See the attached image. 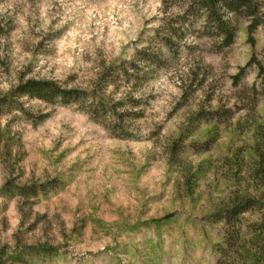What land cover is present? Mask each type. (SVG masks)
Segmentation results:
<instances>
[{
  "label": "rangeland",
  "instance_id": "rangeland-1",
  "mask_svg": "<svg viewBox=\"0 0 264 264\" xmlns=\"http://www.w3.org/2000/svg\"><path fill=\"white\" fill-rule=\"evenodd\" d=\"M255 2L226 15L225 47L194 0H0V97L30 79L93 92L130 68L103 92L124 113L112 125L27 97V113H0V264H264L249 230L264 224ZM246 198L230 249L215 214Z\"/></svg>",
  "mask_w": 264,
  "mask_h": 264
},
{
  "label": "trees",
  "instance_id": "trees-1",
  "mask_svg": "<svg viewBox=\"0 0 264 264\" xmlns=\"http://www.w3.org/2000/svg\"><path fill=\"white\" fill-rule=\"evenodd\" d=\"M194 4L200 11H204L207 14L208 22L213 26L216 33L224 39L223 45L225 47L233 43L235 34V26L232 25V21L227 19L226 15L230 13L234 16H254L258 11V5L255 0H194ZM133 67L137 68L135 65ZM127 69L130 68L125 67L124 63L116 67L106 68L101 78V83H104L103 88H96V91L93 92L67 89L54 80L30 79L21 81L10 92L0 97V113L13 109L27 113L24 103L21 101L22 97H27L48 103L56 101L64 104L70 102L80 103L83 104L87 113L94 120L103 119L105 122L109 120L110 123L114 121L116 116L124 117V113L117 114L116 105L110 104L103 96V92L111 85L112 80L110 79H114L113 75H116L115 77L121 73L129 75ZM100 112L102 113L99 114ZM130 116L139 117L136 114H130ZM44 118H46V115L42 116L41 119ZM110 125L112 124L110 123ZM255 205H257V202L254 198H246L234 206L215 214L217 220L225 222L224 240L230 249L233 248L234 241L240 242L244 235L240 218L246 213L253 215ZM260 215V219L263 220L264 213L260 212ZM249 230H251L252 234L261 233L264 231V224L262 222L253 224L249 227ZM217 264H221V260Z\"/></svg>",
  "mask_w": 264,
  "mask_h": 264
}]
</instances>
